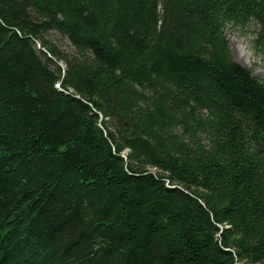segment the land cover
Here are the masks:
<instances>
[{
  "label": "trees",
  "instance_id": "obj_1",
  "mask_svg": "<svg viewBox=\"0 0 264 264\" xmlns=\"http://www.w3.org/2000/svg\"><path fill=\"white\" fill-rule=\"evenodd\" d=\"M251 20L264 53V0H0V264H264Z\"/></svg>",
  "mask_w": 264,
  "mask_h": 264
},
{
  "label": "rangeland",
  "instance_id": "obj_2",
  "mask_svg": "<svg viewBox=\"0 0 264 264\" xmlns=\"http://www.w3.org/2000/svg\"><path fill=\"white\" fill-rule=\"evenodd\" d=\"M258 24L251 20L245 27L226 25L224 34L230 47L232 59L259 78L264 77V53L253 41ZM47 41L64 52H71L69 41L60 33L51 31L46 35Z\"/></svg>",
  "mask_w": 264,
  "mask_h": 264
},
{
  "label": "water",
  "instance_id": "obj_3",
  "mask_svg": "<svg viewBox=\"0 0 264 264\" xmlns=\"http://www.w3.org/2000/svg\"><path fill=\"white\" fill-rule=\"evenodd\" d=\"M39 47V45H37Z\"/></svg>",
  "mask_w": 264,
  "mask_h": 264
}]
</instances>
